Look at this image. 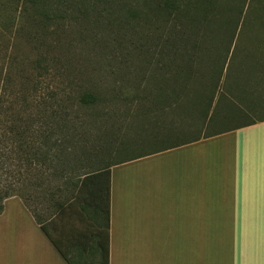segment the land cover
Listing matches in <instances>:
<instances>
[{
  "label": "rangeland",
  "instance_id": "rangeland-1",
  "mask_svg": "<svg viewBox=\"0 0 264 264\" xmlns=\"http://www.w3.org/2000/svg\"><path fill=\"white\" fill-rule=\"evenodd\" d=\"M189 1L194 5L199 3V0H0V114L10 115L8 109L14 100H22V106L28 105L26 108L34 115L42 113L39 107H33L38 100L43 101L42 109L55 108L57 101L59 108H72L73 103L78 108L74 100L79 92L96 93L108 103L103 101L79 110V118L86 122L79 130L87 147L100 150L104 164L171 144L176 138L183 139L186 129L182 130L180 123L183 119L189 124L192 120L188 117L190 115L195 116L193 124H198H194L191 131L187 130L190 131L187 136L202 135V116L178 107L166 108L162 97L157 95L160 90L157 85L173 75L165 72L163 63H156L155 59L161 54L160 49L170 45L166 41L168 37L186 36L184 33L195 29L203 35L204 31L198 29L210 25L211 13L214 16L211 19L216 20L211 22V26H215L212 30L243 34V51L256 53L264 64V44H257V40L264 37V0L261 3L258 0H218L216 11L177 14L180 7H187ZM209 4L206 2L203 7L207 8ZM238 5L244 9L243 28L240 26L239 30H233L235 25L229 23L234 17L235 21L236 17L239 19L240 12L234 10ZM12 16L20 22L17 27L9 28L4 23ZM185 17L193 18L198 27L186 26V31L182 29ZM207 29L210 31V28ZM183 30L184 33L181 32ZM220 44L219 39L205 44V51L209 50L206 62H200L196 67L199 86L203 83L210 85L212 74L213 78L217 77L218 72L212 71L210 66V52L214 51L211 56L216 57L217 52L227 49V42L222 46ZM40 53L46 55L47 62L36 68L31 60ZM229 61L230 58L225 68ZM179 81L182 83L183 79ZM36 82L41 84L36 85ZM237 83L235 78L228 86L236 87ZM221 89L226 90V86L222 84ZM246 98H255L253 102H258L256 95H247ZM220 101L218 95L214 101L216 111L220 110ZM223 107L224 103L221 109ZM104 111L111 114L115 121L111 128L115 134L109 133L108 145L103 135L102 141L96 136L101 132L106 135L108 127L103 130L95 128ZM253 111L249 112L250 118L227 119L230 122L224 123H219L217 116H213L206 132L264 117V105L257 104ZM156 130L167 135L154 140L151 135ZM123 143L131 150L136 144L139 146L130 154H125ZM137 165L141 167V163ZM32 204L36 205L35 202ZM52 212L45 211L42 205L38 206L40 219L52 216Z\"/></svg>",
  "mask_w": 264,
  "mask_h": 264
},
{
  "label": "crops",
  "instance_id": "crops-1",
  "mask_svg": "<svg viewBox=\"0 0 264 264\" xmlns=\"http://www.w3.org/2000/svg\"><path fill=\"white\" fill-rule=\"evenodd\" d=\"M213 110L202 135L187 136L190 115L183 139L111 165L110 264H264V119L206 132ZM51 214L41 221L69 255L97 260L95 213ZM49 234L21 197L7 198L0 264H70Z\"/></svg>",
  "mask_w": 264,
  "mask_h": 264
},
{
  "label": "trees",
  "instance_id": "trees-1",
  "mask_svg": "<svg viewBox=\"0 0 264 264\" xmlns=\"http://www.w3.org/2000/svg\"><path fill=\"white\" fill-rule=\"evenodd\" d=\"M206 2H210V4L204 8L203 5ZM217 3L218 0H199V3L194 5L189 1L187 7H180L177 14L188 15L193 11L201 13L200 10L213 12L218 10ZM239 7V5L235 6L234 9L235 12H240L239 19L237 20L238 17H236V21L235 17L230 19L229 24L235 25L233 30H239L240 26L243 28L244 9ZM212 17L214 16L210 13L209 26L198 29L204 31H201L203 35L196 29L191 33H184L186 26L198 27L193 18L185 17L184 24H181V28L184 30L181 32L186 36L168 37L166 41L170 45L160 49L162 50L161 54L155 59L156 63H163L165 72L173 75L172 78L168 76L167 79H164L163 84L157 85V89L160 90L156 94L162 97L166 108L178 107L182 111L186 109L185 112L191 111L202 116L201 126L207 124L209 112L218 95L222 100L219 103L220 110L216 111L215 105L213 114L217 116L223 112L224 117L228 120L250 118L249 112L255 110L257 104L264 105V64L261 63V58L256 53L243 51L245 46L243 34L219 33L215 32L219 30L216 28V30H212L215 26H211V22L216 21L211 19ZM19 22L16 17L12 16L5 21L4 25H8L9 28L17 27ZM207 28H210V31ZM215 39L220 40V46L226 42L228 46L224 51L217 52L219 54L216 57L211 56L214 51L210 52V66L212 71H217L218 74L217 77L214 76L215 79L213 74L211 75L210 85L203 83L200 84V87L196 79V67L199 65L198 63L206 62L205 57L209 50L205 51V44L212 43ZM257 44L262 46L264 37L257 40ZM228 58H230L229 65L225 68ZM46 62L47 57L42 53L31 60V64L36 68H41ZM224 69H226L225 74ZM180 73H182L181 76H179ZM235 78L238 80L236 87L228 86L229 82L234 81ZM180 79H183L182 83L179 81ZM38 84L41 82H36V85ZM222 84L226 86V90L221 89ZM247 95H256L258 102H253L256 100L255 98L245 99ZM21 101L14 100L12 102L8 109L11 112L10 115L2 116L0 114V213L4 210V202L7 198L19 196L49 234L46 223L43 224L37 213L39 205H42L45 211H59L60 213L65 210L75 212L79 208L83 210L90 208L95 213L96 222L100 227H104L101 229V237L98 238V233L94 235L95 241L98 242L96 246L89 249L98 255L97 260L79 261L74 259L67 252L68 249H65L51 233L49 235L70 264H110V168L112 164L120 161L104 164L100 158V150L87 147L79 130L80 127L83 128L86 125L83 118H79L82 108L96 106L103 101L108 103V101L103 100L96 93L79 92L74 100L78 108L74 106V103L72 108H59L57 101L55 108L42 109L43 101L38 100V103H33V107H39L42 113L37 115H34L32 111L29 112L30 109L26 108L28 105L23 107ZM223 103L224 107L221 109ZM103 115L100 123L93 122V124L96 123L95 128L99 127L101 130L108 127L105 130L106 135L103 132L96 135L97 140L99 138L101 141L103 135V140L105 139L108 145L110 144V134H115V131L111 130L115 121L107 111H104ZM262 119L264 117L253 118L241 122L240 125L252 124ZM164 135L167 134L156 130L151 137L153 136L154 140H159ZM142 140L144 139L142 138ZM138 146L136 144V147L131 150L127 144L123 143V153L130 154ZM157 150L158 148L142 151L124 157L122 160L140 157L144 153ZM32 202H35L36 205Z\"/></svg>",
  "mask_w": 264,
  "mask_h": 264
}]
</instances>
